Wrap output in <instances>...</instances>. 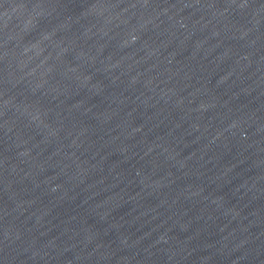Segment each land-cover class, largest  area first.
<instances>
[{
	"label": "water",
	"instance_id": "water-1",
	"mask_svg": "<svg viewBox=\"0 0 264 264\" xmlns=\"http://www.w3.org/2000/svg\"><path fill=\"white\" fill-rule=\"evenodd\" d=\"M264 72V0H0V264H69Z\"/></svg>",
	"mask_w": 264,
	"mask_h": 264
}]
</instances>
